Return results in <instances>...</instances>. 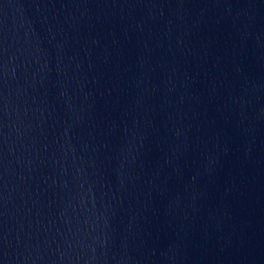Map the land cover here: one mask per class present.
Here are the masks:
<instances>
[{
    "label": "water",
    "instance_id": "obj_1",
    "mask_svg": "<svg viewBox=\"0 0 264 264\" xmlns=\"http://www.w3.org/2000/svg\"><path fill=\"white\" fill-rule=\"evenodd\" d=\"M0 264H264V145L207 0H0Z\"/></svg>",
    "mask_w": 264,
    "mask_h": 264
}]
</instances>
